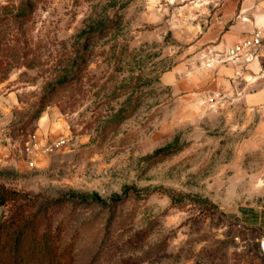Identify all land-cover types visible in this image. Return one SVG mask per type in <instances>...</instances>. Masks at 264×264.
<instances>
[{
    "label": "rangeland",
    "instance_id": "rangeland-1",
    "mask_svg": "<svg viewBox=\"0 0 264 264\" xmlns=\"http://www.w3.org/2000/svg\"><path fill=\"white\" fill-rule=\"evenodd\" d=\"M168 5L0 0V124L17 146L0 186L36 198L33 211L63 198L106 205L36 220L30 229L52 236L49 262L263 264L264 129L239 119L241 106L164 83L201 33L195 12ZM39 130L64 144L31 169Z\"/></svg>",
    "mask_w": 264,
    "mask_h": 264
},
{
    "label": "crops",
    "instance_id": "crops-1",
    "mask_svg": "<svg viewBox=\"0 0 264 264\" xmlns=\"http://www.w3.org/2000/svg\"><path fill=\"white\" fill-rule=\"evenodd\" d=\"M166 1L168 7L181 5V13L195 12L201 33L196 36L200 40L191 48L189 58L165 74L164 83L192 100L208 98L212 106H241L246 113L239 119L264 129V0H219L218 4L215 0ZM213 3V14L206 15ZM256 34L261 36V47L255 59L246 62L245 56H238L235 49L252 41ZM229 117L238 118L232 114ZM6 126L0 124L2 163L15 157L17 150ZM34 136L43 146L49 145L40 130ZM262 244L264 236L259 242L260 253Z\"/></svg>",
    "mask_w": 264,
    "mask_h": 264
},
{
    "label": "trees",
    "instance_id": "trees-1",
    "mask_svg": "<svg viewBox=\"0 0 264 264\" xmlns=\"http://www.w3.org/2000/svg\"><path fill=\"white\" fill-rule=\"evenodd\" d=\"M61 80L64 79L58 81L59 88L65 85ZM55 90L57 89L53 85L49 87V97L54 95L52 91ZM120 200H114L113 204L118 205ZM35 201L36 198L0 186V208L9 209V216L0 219V264H57L61 257L56 259L53 256L49 262V241L52 238L49 231L36 233L30 226L46 216L48 211L67 205L73 208L85 206L91 209H106V205L98 198L90 202L63 198L46 200L33 211Z\"/></svg>",
    "mask_w": 264,
    "mask_h": 264
},
{
    "label": "built area",
    "instance_id": "built-area-1",
    "mask_svg": "<svg viewBox=\"0 0 264 264\" xmlns=\"http://www.w3.org/2000/svg\"><path fill=\"white\" fill-rule=\"evenodd\" d=\"M261 36L256 34L254 39L250 42H246L241 46H238L235 49V52L238 56H245L246 62H251L257 56V50L261 47ZM216 98H218L216 96ZM64 143L62 141L53 144V145H46L43 146L40 142L36 140V137L33 136L28 140L26 144L25 154L30 157L29 158V167L32 169L36 166V162L32 159V156H45L50 155L54 152L55 149L60 148Z\"/></svg>",
    "mask_w": 264,
    "mask_h": 264
},
{
    "label": "clouds",
    "instance_id": "clouds-1",
    "mask_svg": "<svg viewBox=\"0 0 264 264\" xmlns=\"http://www.w3.org/2000/svg\"><path fill=\"white\" fill-rule=\"evenodd\" d=\"M261 253H262V257L264 258V244L261 245Z\"/></svg>",
    "mask_w": 264,
    "mask_h": 264
}]
</instances>
